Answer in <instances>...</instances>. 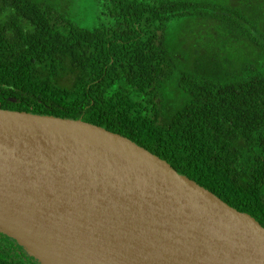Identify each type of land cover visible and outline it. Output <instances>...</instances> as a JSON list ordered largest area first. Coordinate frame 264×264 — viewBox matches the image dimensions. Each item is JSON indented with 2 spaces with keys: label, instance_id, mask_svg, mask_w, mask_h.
<instances>
[{
  "label": "trees",
  "instance_id": "trees-1",
  "mask_svg": "<svg viewBox=\"0 0 264 264\" xmlns=\"http://www.w3.org/2000/svg\"><path fill=\"white\" fill-rule=\"evenodd\" d=\"M65 1L0 0V109L118 134L264 228V0H92L90 27Z\"/></svg>",
  "mask_w": 264,
  "mask_h": 264
},
{
  "label": "water",
  "instance_id": "water-1",
  "mask_svg": "<svg viewBox=\"0 0 264 264\" xmlns=\"http://www.w3.org/2000/svg\"><path fill=\"white\" fill-rule=\"evenodd\" d=\"M0 231L39 264H264V228L130 140L0 109Z\"/></svg>",
  "mask_w": 264,
  "mask_h": 264
},
{
  "label": "rangeland",
  "instance_id": "rangeland-1",
  "mask_svg": "<svg viewBox=\"0 0 264 264\" xmlns=\"http://www.w3.org/2000/svg\"><path fill=\"white\" fill-rule=\"evenodd\" d=\"M67 1L69 3L66 1L65 2L69 4V6H73L74 13L76 14L77 17L79 15L78 18H81L84 26L90 27L94 22L93 15L95 13V6L92 0H67Z\"/></svg>",
  "mask_w": 264,
  "mask_h": 264
},
{
  "label": "flooded vegetation",
  "instance_id": "flooded-vegetation-1",
  "mask_svg": "<svg viewBox=\"0 0 264 264\" xmlns=\"http://www.w3.org/2000/svg\"><path fill=\"white\" fill-rule=\"evenodd\" d=\"M28 264H36L33 260H29Z\"/></svg>",
  "mask_w": 264,
  "mask_h": 264
}]
</instances>
